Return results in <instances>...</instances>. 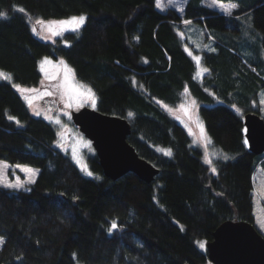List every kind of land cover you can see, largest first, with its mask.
Here are the masks:
<instances>
[{
  "label": "trees",
  "instance_id": "obj_1",
  "mask_svg": "<svg viewBox=\"0 0 264 264\" xmlns=\"http://www.w3.org/2000/svg\"><path fill=\"white\" fill-rule=\"evenodd\" d=\"M220 1L239 7L228 15L187 0L180 14L160 11L156 0H0V69L20 86L39 87L41 59L63 58L92 89L95 109L126 118L128 142L159 169L151 183L133 172L113 180L93 151L86 175L56 147L55 125L0 79V159L39 169L26 190L0 185V264H209L200 243L223 222L247 221L262 234L253 176L264 152L249 150L244 117L231 106L260 114L249 104L264 90V0ZM80 14L81 28L54 41L31 28L30 17ZM185 21L214 37L215 50L193 49L207 69L201 76L185 48L192 45L181 34ZM186 95L214 146L232 158L210 165L193 145L169 111Z\"/></svg>",
  "mask_w": 264,
  "mask_h": 264
},
{
  "label": "rangeland",
  "instance_id": "obj_2",
  "mask_svg": "<svg viewBox=\"0 0 264 264\" xmlns=\"http://www.w3.org/2000/svg\"><path fill=\"white\" fill-rule=\"evenodd\" d=\"M186 1L187 0H174L175 6H173L172 4H169L168 0H160L161 7H157V8L160 11H165L169 8H174L178 10V8L182 7L184 10ZM203 3L223 13L224 10L219 5L228 6L230 2H222L220 0H217V4L213 5L212 0H203ZM234 10L235 9H233L232 12ZM179 13L182 14L183 11H179ZM224 14L226 13L224 12ZM80 15H84L87 18L85 14H80ZM80 15H74V16H80ZM69 18L70 17L63 19L43 20L40 18L30 17V23H31L32 31L33 28L36 29L35 32L33 31L35 35L46 41H54L56 37L68 31L62 32L58 36H53L49 31L48 22L53 20H65ZM38 19L44 21V24H36V20ZM245 22L247 23L248 26L250 25L251 27H253L251 19L245 20ZM185 25L186 27L184 28V31L181 32V34L183 35V37L189 40V44H192L191 47L187 45L185 48L189 53H191L194 59L195 57H200L199 62H197L196 59L195 61L199 65L198 75L201 76L205 72L203 71V69L206 68L203 65L204 62L202 56L199 55L200 53H197L194 50H207V51L215 50L216 47L213 39L214 37L207 28H205L200 24L190 22V23H185ZM45 57L50 59L53 63L51 65H44L45 70L41 71L44 78L39 87L20 86L14 83L12 77L10 80H6L3 77H0V79L9 81L13 85H18L21 88L28 89V91H24V92L20 91V92L25 98L26 102L28 103L32 113L36 116H41L43 118H46L55 125L58 135L57 140L55 142L56 147L60 148L61 150L71 155V157L74 159V161L83 171V173L88 175L87 173L90 171V169L87 164L86 156L88 153L95 151V149L92 145V142L74 124L72 120V112L75 110H79L84 106L95 108L96 97L94 95V100H95L94 105L91 99H85L84 103L81 105L79 102V98H77L76 95L73 94L72 106L66 107L65 101L67 97L63 96L62 98V93L64 92V89L60 87V85L64 84L63 77L65 73L64 66L59 63L61 60H63L64 63L67 65V67L72 70V74L69 82L72 85L76 86L79 92L83 93L86 91L87 88L90 87L88 84L76 78L73 69L66 62V60L60 57L58 58H54L50 56H45ZM45 57H43L40 61V70H41V62L44 60ZM0 72L4 73L5 75H10L9 73H7L2 69H0ZM80 85H83L85 87L79 88ZM15 88L18 89L17 87ZM261 89L262 91L259 94H257V98L254 97L251 98L249 108L259 110L261 117L264 118V103H262V101H264V90L263 88ZM231 107L242 117L246 115V109L239 106L238 104L232 105ZM169 111L187 129L188 133L192 138L193 145H196L203 150V156L207 163L212 165L214 160L217 158L229 159L233 157L232 154L227 153L222 149H219L216 146H214L198 114V103L190 95H186V97L184 98L181 104L173 108H169ZM57 119H59L60 123H56ZM156 149L164 153L170 150L168 148H164L161 146L156 147ZM225 156L227 158H225ZM0 163L4 165L3 175L0 178H2L3 180L9 183H16L17 180L19 179V181L22 183L23 186L16 190H26L33 183V182L32 183L28 182L29 174L22 172L20 168L16 167V165H22L29 167L33 170H38L35 172V175L32 176L33 181L36 180L39 174V169L37 167L28 164H23V163L12 164L3 159H0ZM253 196H254L253 201H254V212L256 215V224L260 229V231L262 232V234H264V160L258 165L253 176ZM201 243H203L204 245L202 248L206 249L207 243L204 241H202ZM2 244L3 243H0V247L2 246ZM76 264H80V263H76ZM209 264H214V263L210 262Z\"/></svg>",
  "mask_w": 264,
  "mask_h": 264
},
{
  "label": "water",
  "instance_id": "obj_3",
  "mask_svg": "<svg viewBox=\"0 0 264 264\" xmlns=\"http://www.w3.org/2000/svg\"><path fill=\"white\" fill-rule=\"evenodd\" d=\"M72 120L92 142L104 174L116 180L128 172L151 183L159 169L139 156L128 142L131 124L126 118L104 114L84 106L72 112ZM248 148L264 152V118L255 112L244 116ZM206 250L214 264H264V236L247 221H225L213 233Z\"/></svg>",
  "mask_w": 264,
  "mask_h": 264
},
{
  "label": "snow or ice",
  "instance_id": "obj_4",
  "mask_svg": "<svg viewBox=\"0 0 264 264\" xmlns=\"http://www.w3.org/2000/svg\"><path fill=\"white\" fill-rule=\"evenodd\" d=\"M168 2H169V4H172L173 6H175L174 0H168ZM212 4L216 5L217 0H212ZM156 6L161 7L160 0H157ZM219 6L222 7L224 12L228 15H231L233 9H236L239 7V5L237 3H231V2L229 3L228 6H224V5H219ZM178 10L183 11V8L180 7V8H178ZM20 11H24V10L20 9ZM0 18H6V13L0 12ZM85 20H86V17L84 15H80V16H72L69 19H65V20L49 21L48 22L49 31L51 32V35H53V36H58L62 32H65V31L75 32L85 23ZM185 23H190V21H185ZM36 24H44V21L38 19V20H36ZM33 31L35 32L36 29L33 28ZM65 43H67V41H65ZM195 59L197 60V62H199L200 57H195ZM52 63L53 62L50 59L45 57L44 60L41 62V71L45 70L44 65H51ZM59 63L61 65H63L64 69H65V73H64V77H63L64 84L60 85V87H62L64 89V92L62 93V98H63V96L67 97V99L65 101V106L66 107L72 106L73 94H75L76 97L79 98V102L81 105L84 103L85 99H91L93 102V105H94L95 100H94V93H92V90L90 88H87L85 92H83V93L79 92L78 88L69 82L70 78H71L72 70L67 67V65L64 63L63 60H61ZM203 71H207V69H203ZM46 75H47V73H46ZM0 77H3L6 80L11 79L10 75H5L2 72H0ZM14 86L17 87L18 90L21 92L28 91V89L21 88L18 85H14ZM84 87L85 86H83V85L79 86V88H84ZM262 103H264V101H262ZM37 114H39V113H37ZM131 115H132V113H129V116H131ZM9 119H14V117L10 116ZM17 123H19V121H17ZM56 123H60L59 119L56 120ZM245 144H247V140H245ZM165 154L171 155L170 150L166 151ZM225 158H227V157L225 156ZM16 167L20 168V170L22 172L29 174V176H28V182L29 183L34 182L32 180V176H34L35 172L38 170H33L29 167L22 166V165H16ZM212 170L215 171L214 168ZM3 171H4V165L2 163H0V177H2ZM87 174L89 176L93 175V173L90 171ZM0 185H3L4 187H7V188H12V189H19L23 186L22 183L19 181V179L17 180L16 183H9V182H6L5 180H3L2 178H0ZM116 227H117L116 223L113 222V224L111 225V228L114 229ZM0 243H4L3 237H0ZM200 246L203 247L204 246L203 243H201Z\"/></svg>",
  "mask_w": 264,
  "mask_h": 264
},
{
  "label": "crops",
  "instance_id": "obj_5",
  "mask_svg": "<svg viewBox=\"0 0 264 264\" xmlns=\"http://www.w3.org/2000/svg\"><path fill=\"white\" fill-rule=\"evenodd\" d=\"M224 13V12H223Z\"/></svg>",
  "mask_w": 264,
  "mask_h": 264
}]
</instances>
